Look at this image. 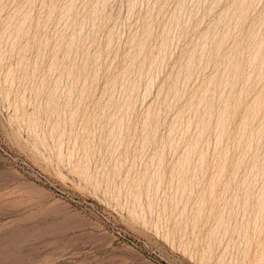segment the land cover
Segmentation results:
<instances>
[{
	"label": "rangeland",
	"instance_id": "374dc122",
	"mask_svg": "<svg viewBox=\"0 0 264 264\" xmlns=\"http://www.w3.org/2000/svg\"><path fill=\"white\" fill-rule=\"evenodd\" d=\"M263 63L264 0H0V264H264Z\"/></svg>",
	"mask_w": 264,
	"mask_h": 264
},
{
	"label": "bare ground",
	"instance_id": "6f19581e",
	"mask_svg": "<svg viewBox=\"0 0 264 264\" xmlns=\"http://www.w3.org/2000/svg\"><path fill=\"white\" fill-rule=\"evenodd\" d=\"M254 58H256V57H254ZM256 60H258V59L256 58ZM259 62H260V61H259ZM254 63H255V62H254ZM263 64H264V63H263ZM263 66H264V65H263ZM263 66H262V67H263ZM259 67H260V66H259ZM260 68H261V67H260ZM262 70H263V69H262ZM260 107H261V106H260ZM258 110H259V109H258ZM260 201H261V200H260ZM257 206H258V204H257ZM259 206H260V205H259ZM259 206H258V207H259ZM262 208H264V206H263ZM258 211H259V210H258ZM263 211H264V210H263ZM259 213H260V211H259ZM259 213H257V215H258ZM262 213H264V212H262ZM262 213H261V216H263ZM257 215H256L255 217H257ZM253 218H254V216H253ZM258 218H259V217H258ZM262 218H264V217H262ZM262 218H261V219H262ZM262 220H263V219H262ZM257 224H258V223H257ZM256 226H257V225H256Z\"/></svg>",
	"mask_w": 264,
	"mask_h": 264
}]
</instances>
